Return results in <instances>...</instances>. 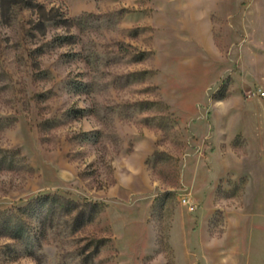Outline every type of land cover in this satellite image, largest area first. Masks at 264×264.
Masks as SVG:
<instances>
[{
    "label": "rangeland",
    "instance_id": "obj_1",
    "mask_svg": "<svg viewBox=\"0 0 264 264\" xmlns=\"http://www.w3.org/2000/svg\"><path fill=\"white\" fill-rule=\"evenodd\" d=\"M0 264H264V0H0Z\"/></svg>",
    "mask_w": 264,
    "mask_h": 264
},
{
    "label": "built area",
    "instance_id": "obj_2",
    "mask_svg": "<svg viewBox=\"0 0 264 264\" xmlns=\"http://www.w3.org/2000/svg\"><path fill=\"white\" fill-rule=\"evenodd\" d=\"M184 201L186 202L187 200H186V199H184Z\"/></svg>",
    "mask_w": 264,
    "mask_h": 264
}]
</instances>
